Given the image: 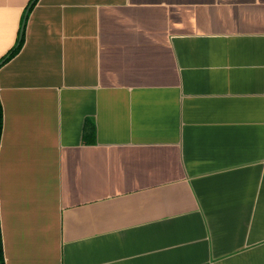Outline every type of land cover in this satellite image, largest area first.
I'll list each match as a JSON object with an SVG mask.
<instances>
[{
  "label": "crops",
  "instance_id": "obj_1",
  "mask_svg": "<svg viewBox=\"0 0 264 264\" xmlns=\"http://www.w3.org/2000/svg\"><path fill=\"white\" fill-rule=\"evenodd\" d=\"M31 2L0 0L5 264H264V0Z\"/></svg>",
  "mask_w": 264,
  "mask_h": 264
},
{
  "label": "trees",
  "instance_id": "obj_2",
  "mask_svg": "<svg viewBox=\"0 0 264 264\" xmlns=\"http://www.w3.org/2000/svg\"><path fill=\"white\" fill-rule=\"evenodd\" d=\"M37 1L38 0H32L31 6L28 9L31 10ZM24 23H23V27L20 32L17 45L7 54L5 58H3V60L0 62V65L5 64L6 62L14 58L21 51L24 45V40H25V24ZM1 130H2V108L0 105V134H1ZM84 137H85V141L87 142L93 141V138L95 137V130H94V126L91 123L86 124ZM0 264H5L4 257H3V249H2L1 231H0Z\"/></svg>",
  "mask_w": 264,
  "mask_h": 264
},
{
  "label": "water",
  "instance_id": "obj_3",
  "mask_svg": "<svg viewBox=\"0 0 264 264\" xmlns=\"http://www.w3.org/2000/svg\"><path fill=\"white\" fill-rule=\"evenodd\" d=\"M28 12H29V9H28ZM26 18V17H25Z\"/></svg>",
  "mask_w": 264,
  "mask_h": 264
}]
</instances>
